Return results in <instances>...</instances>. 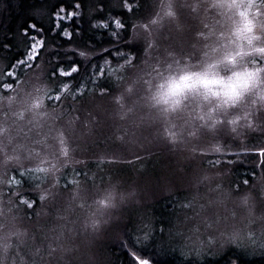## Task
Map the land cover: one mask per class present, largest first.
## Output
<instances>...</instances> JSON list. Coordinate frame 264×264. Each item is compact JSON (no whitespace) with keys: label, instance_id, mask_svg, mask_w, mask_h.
Segmentation results:
<instances>
[{"label":"trees","instance_id":"1","mask_svg":"<svg viewBox=\"0 0 264 264\" xmlns=\"http://www.w3.org/2000/svg\"><path fill=\"white\" fill-rule=\"evenodd\" d=\"M25 61L41 131L15 135L18 165L0 154V226L40 236L23 249L62 214L103 234L101 264H264V237L195 256L168 232L208 197L264 192V0H0V75Z\"/></svg>","mask_w":264,"mask_h":264},{"label":"rangeland","instance_id":"2","mask_svg":"<svg viewBox=\"0 0 264 264\" xmlns=\"http://www.w3.org/2000/svg\"><path fill=\"white\" fill-rule=\"evenodd\" d=\"M21 63L14 65L13 71L10 70L6 75L5 72L4 75H0V154H3V163L12 165L17 164V160L16 156L9 155V150L13 146L11 142L16 138L15 135L22 130L29 131L30 136L41 131L32 126L31 123H38L34 121V118L45 107L43 106L42 98L46 88H44L45 83L40 82V76H43L41 69L30 70L33 66L32 63L28 61ZM26 70L30 71L25 73L24 71ZM244 75L249 77L242 76L241 79L254 80L252 71L249 70ZM3 76L5 79H2ZM223 101L224 98L219 99V103ZM219 107L220 110L224 109L222 106ZM16 110L21 112V119L17 123L14 122L15 117L13 115V113L16 115ZM228 115L237 117L233 113ZM26 142L28 141L21 140L16 144H25ZM0 169L2 170L1 166ZM192 177V175L188 176L187 180H192ZM214 179L216 178L211 179L204 176V184L207 183L208 185ZM160 182H162L161 179L155 183V190L160 185ZM219 185L222 186V189L220 186V191L222 192L226 189L223 187H227L228 183L226 184V180L222 179ZM150 190L148 189L146 193ZM155 193L156 191L154 193L150 191L145 198L154 197ZM242 196L241 194L230 198L227 194H222L221 196L217 194L216 197L206 198L204 209L194 210L192 214L191 211L184 210L189 215L188 218L182 220L184 222L174 223L168 230L169 234H176V237L182 235L181 243L183 246L180 247L185 250H192L195 256L204 255L206 252L208 254L215 253L214 251H217V249H222L220 246L229 248L230 246L239 247L244 245L247 249L259 250L263 245L260 244V241L258 243L256 241L264 237V192L254 194L250 192L248 201L243 200ZM140 199L143 198L137 196V201H140ZM55 220L57 223L59 222V226L51 230L48 228L47 233L49 236L34 250H31L33 246H30L28 250L22 248V244L34 239V236L40 237L32 229H24L20 232L13 228L16 225L15 223L0 226V239L3 240L0 243V264H63L62 257H68L70 260L74 255H77V264H101L103 259L105 260L104 256L101 257V254L97 253L98 247H95L96 241L100 242L102 239L100 237L103 235L98 233V229L93 235H88L80 219L66 222L62 214H59L55 217ZM63 222L64 226H73L72 232L65 233V235H72L76 239H80L79 241L74 239L71 242L63 237L62 232L64 231L62 230L64 226L60 227ZM20 239L23 242L18 243L16 240ZM43 239V237L40 238V240ZM14 240L15 242H13ZM94 241L95 244H93ZM249 243H257V246L260 247L251 249ZM75 245L78 248L76 251L74 249ZM62 246V252H54L55 248H61ZM64 247L68 250L72 247V252L76 253L65 255ZM195 249L198 250L196 251ZM65 259L66 264L69 260Z\"/></svg>","mask_w":264,"mask_h":264}]
</instances>
